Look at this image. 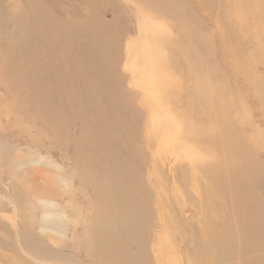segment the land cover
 Returning <instances> with one entry per match:
<instances>
[{"label": "rangeland", "instance_id": "rangeland-1", "mask_svg": "<svg viewBox=\"0 0 264 264\" xmlns=\"http://www.w3.org/2000/svg\"><path fill=\"white\" fill-rule=\"evenodd\" d=\"M177 1V14L164 16L145 11L143 4L149 5L151 0H36L52 19L84 28L85 32L68 37L65 47L63 44L64 52L71 59L82 62L91 34L98 35L105 43L94 45L97 55L94 60L98 59L94 64L101 73L99 80L105 90H111L118 99L119 117L126 126L122 137H129L132 144L126 153V172L135 179L137 203L140 204L137 241L135 238L126 247L128 252L135 254L141 264H194L198 260L206 264L212 257L217 258L215 264H243L246 261V264H264V222L257 239L252 237L246 244L236 242L223 250L217 249L218 243L210 236L217 235L222 221L226 220L216 216L214 206L208 209L202 206L204 197L190 182L191 167L185 146L175 141L170 132L174 124L171 115L179 114L181 121L186 120L184 103L189 96L188 85L192 84L186 62L181 60L191 58L180 29L189 33L193 31L203 40L202 54H209L213 48V57L223 14H230L235 2ZM257 1L264 6V0ZM242 3L239 5L243 6ZM26 7L24 0H0V65L4 63L0 66V264H106L99 254L89 251L92 226L96 223L106 225L103 239L111 249L119 242H126L127 238L125 234L114 231L119 220L110 218L108 209H98L94 201V186L83 180L85 166L81 157L92 158V149L90 139L82 140L81 121L76 117L66 119L63 115L65 120L57 123L60 135H56L39 123L33 110L25 103L29 100L27 94L21 91L16 102L8 95L10 84L5 78L10 64L9 53L15 43L24 40V33L20 27L16 29V23L23 18V13L29 17ZM178 14L183 17V24H178ZM157 32L163 33L164 37ZM170 39L172 43L177 41L179 48L178 55L169 59L173 70L161 72L158 68L164 66L167 59L160 57L163 63L160 66L156 64L154 80L159 83L165 80L170 92L175 90L179 97L178 106L174 101L169 105V119H166L158 108L151 106L146 92L135 84L143 79V43L149 44L153 50L156 45L166 49ZM131 48L132 54L128 52ZM25 52L16 51L14 59L21 62ZM147 53L149 62L152 58ZM35 54L37 56L38 52ZM53 56L50 61H54L51 67L55 71L69 69L62 62V51L54 50ZM43 61L47 63L48 60ZM257 70L264 78L263 67L259 66ZM55 73L61 79V72ZM21 76L22 73L18 72L15 77L17 87L23 90L25 84ZM62 85L67 87L64 83ZM164 96L168 101L167 94ZM80 111L88 114L90 109L82 106ZM106 116L101 112L89 118L99 121ZM251 127L264 137V123L259 114L253 116ZM262 142L264 144V138ZM77 147H80L81 157L75 153ZM254 157L257 164L253 166L257 177L254 214H260L264 221V145L254 149ZM91 174V178L101 179L100 173ZM159 203L164 206H159ZM227 209L222 210L223 214L228 213ZM61 222L63 226L59 228ZM232 233L235 235L234 231ZM201 250L203 255L200 256L198 251ZM220 254L222 256L219 257Z\"/></svg>", "mask_w": 264, "mask_h": 264}, {"label": "bare ground", "instance_id": "bare-ground-1", "mask_svg": "<svg viewBox=\"0 0 264 264\" xmlns=\"http://www.w3.org/2000/svg\"><path fill=\"white\" fill-rule=\"evenodd\" d=\"M24 1L29 17L27 18V15L23 13L21 14L23 18L16 23V29L20 27L24 33V40L15 43L13 50L9 53L10 64L6 69L7 77H4L10 84L9 98L16 102L21 91L27 94L29 100L25 103L33 110L39 123L56 135H60L57 123L61 124L65 120L62 118L63 115L67 117L66 119L76 117L81 121L82 140L90 139L93 158H82L80 147L76 148L75 153L77 157H81L85 166L83 180L94 186L96 191L94 201L98 209L101 211L108 209L110 218L119 220L114 231L117 234H125L127 238L126 242H119L111 249L107 247L103 239L106 225L96 223L92 226V224L94 228L91 244L88 246L89 251L93 250L99 254L106 264H141L135 254L126 249L135 241L137 222L140 221L141 215L133 181L135 179L132 178V174L126 172L128 158L126 153L132 145L131 139L122 137L126 126L119 117L118 99L111 90H105L99 80L101 73L94 64V59L97 57L94 45L101 43L105 45V43L98 35L91 34L82 62L71 59L64 52L66 49H63V44L65 47L67 40L69 41L68 37L72 38L75 34L85 32L84 28L61 24L57 19H52L36 0ZM175 1L178 2L177 0H151L149 5L143 4V8L146 9L145 11L158 12L164 16L174 12L177 14ZM234 2L233 14L232 12L228 15L223 14V21L219 24L218 40H216L218 44L213 57L211 55L213 48L210 49L209 54H202L203 40L199 39L193 31L189 33L186 29H180L181 38L188 45L187 54L191 58L181 60L186 62V68L189 69L187 75L192 80V84L188 85L189 96L185 103L183 102L186 107V120L181 121L179 114L171 115L174 124L170 129L175 141H180L185 146L186 157L191 167L190 182L200 192L202 198L204 197L202 206H206V209L214 206L216 216L226 220L222 221L219 233L210 236L214 238V242L218 243L217 249L222 250L236 242L246 244L252 237L257 239L262 233L264 222L260 214L257 216L254 214L256 209L254 187L257 177L253 168L257 165L254 149L264 145L262 142L264 137L251 127V120L255 114H259L264 123V78L257 73L259 66L264 70V6L259 5L257 0H234ZM241 2L243 6L239 5ZM224 3L226 4V0ZM178 15L176 16L180 17ZM182 18L177 19L178 24L184 23ZM184 26L189 28L186 24ZM158 35L164 37L163 33ZM177 44V41L172 43L170 39L166 49L156 45L153 50L149 44L143 43L141 48L144 60L143 79L135 84L146 92L151 106L158 108L160 115L166 119H169L167 111L171 102L174 101L178 106L180 101L175 90V92L171 91L174 93L170 92L165 80L160 83L154 81L155 73L157 65L160 66L163 63L161 59L159 60L160 57H166L167 60L164 66L158 69L161 72L165 69L173 70L169 59L178 55ZM20 50L21 52L27 50L21 62L13 56ZM54 50L62 51V56L64 55V58H61L62 62L68 65L69 69L60 68L55 71L51 67V63L54 62H51L54 58ZM128 52L132 54V48ZM147 52L150 53V59L152 58L149 62ZM43 60L48 61L43 63ZM215 60L217 64L213 63ZM97 61L98 59L95 62ZM18 72L22 73L21 80L25 84L23 90L17 87L18 80L15 76ZM55 72H61V79ZM62 83L67 87H64ZM164 94L169 97L168 101ZM15 104L14 106L17 105ZM82 106L89 108L90 112L81 113ZM101 112L106 113V118L99 121L89 118ZM92 172L100 173L101 179L91 178L89 173ZM159 206L164 204L159 203ZM225 208H229L228 213L226 211L223 214L222 210ZM45 215L47 216L48 213ZM161 220L164 219L161 218ZM201 220L203 221V218ZM62 226L63 223H59L58 227ZM114 236L117 237L115 234ZM198 252L200 256L203 255V250ZM216 261L217 258L212 257L206 264H215ZM194 264L204 263L198 260V263L194 262Z\"/></svg>", "mask_w": 264, "mask_h": 264}]
</instances>
